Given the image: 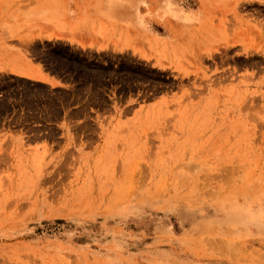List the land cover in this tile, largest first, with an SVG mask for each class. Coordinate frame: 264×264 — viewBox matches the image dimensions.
Listing matches in <instances>:
<instances>
[{
    "label": "rangeland",
    "instance_id": "rangeland-1",
    "mask_svg": "<svg viewBox=\"0 0 264 264\" xmlns=\"http://www.w3.org/2000/svg\"><path fill=\"white\" fill-rule=\"evenodd\" d=\"M20 57L0 264H264V0H0Z\"/></svg>",
    "mask_w": 264,
    "mask_h": 264
},
{
    "label": "crops",
    "instance_id": "crops-1",
    "mask_svg": "<svg viewBox=\"0 0 264 264\" xmlns=\"http://www.w3.org/2000/svg\"><path fill=\"white\" fill-rule=\"evenodd\" d=\"M0 73L28 80L32 83L38 82L46 84L49 88L55 89L68 84L60 75L48 70L41 63L25 58H15L12 60H0ZM19 110L23 106L17 107Z\"/></svg>",
    "mask_w": 264,
    "mask_h": 264
},
{
    "label": "bare ground",
    "instance_id": "bare-ground-1",
    "mask_svg": "<svg viewBox=\"0 0 264 264\" xmlns=\"http://www.w3.org/2000/svg\"><path fill=\"white\" fill-rule=\"evenodd\" d=\"M239 4V3H238ZM224 8V7H223ZM229 54V53H228ZM225 56V55H224ZM236 59V58H235ZM235 62V61H234ZM249 62V61H248ZM253 63V62H252ZM195 86V85H194Z\"/></svg>",
    "mask_w": 264,
    "mask_h": 264
}]
</instances>
